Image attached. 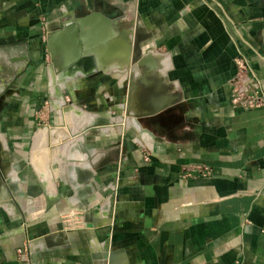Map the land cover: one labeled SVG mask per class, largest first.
<instances>
[{"label":"crops","instance_id":"obj_1","mask_svg":"<svg viewBox=\"0 0 264 264\" xmlns=\"http://www.w3.org/2000/svg\"><path fill=\"white\" fill-rule=\"evenodd\" d=\"M97 4L167 54V81L137 80L132 106L178 98L150 128L133 123L138 144L111 150L104 129L102 150H69L36 207L0 206V264H264V106L235 108L229 85L241 54L264 94V0H0V38L34 59L50 28ZM193 164L211 174L184 176Z\"/></svg>","mask_w":264,"mask_h":264},{"label":"rangeland","instance_id":"obj_2","mask_svg":"<svg viewBox=\"0 0 264 264\" xmlns=\"http://www.w3.org/2000/svg\"><path fill=\"white\" fill-rule=\"evenodd\" d=\"M47 37L46 35L42 39L38 45V54L31 59L23 75L17 79L19 89L6 96L5 112L8 114H3L5 120H3L2 134L7 135L11 131L9 135L12 137V146L15 147L14 144L22 146L19 147L22 155L13 158L21 171V187L24 191L19 194L12 190L11 197L18 200L22 196L26 198V195H32L33 200L41 194L39 183L43 181L32 160L35 150L39 149L44 158L43 173L48 174L54 182L56 175L59 174L58 170L64 171L63 175L67 176V170L73 163L71 156L68 155L69 150H102L105 147V144H97L96 141V137L101 136L104 129H108L105 135L107 142L101 140L100 143H108V148H112L111 150H119L120 142L119 144L114 142L119 136L125 137L126 147H131L140 141L138 131L133 127L132 116L126 112L124 99L127 86L121 84L120 76L98 72L92 76L78 78L64 86L56 75L48 51ZM24 52H26L25 42L0 38L1 66L10 67L13 63H16V66L20 65L22 61L19 59L20 56H27L23 54ZM51 71L58 80L59 94L51 90ZM72 106L79 108L84 115L91 114V116L83 121H77L80 118L65 115L68 107ZM141 141L145 140L141 138ZM148 146L143 142L140 143V147L144 150L148 149ZM26 173L34 183L30 187H26L24 183ZM8 176L13 188L16 189L18 187L16 173L10 171ZM45 188L49 193V188L47 186ZM36 199L33 200L34 207H36ZM0 206L5 207L9 212L20 209L19 203L15 200L11 201L3 187L0 188ZM25 208L29 210L31 206L25 203ZM7 210L3 209V212L7 213Z\"/></svg>","mask_w":264,"mask_h":264},{"label":"water","instance_id":"obj_3","mask_svg":"<svg viewBox=\"0 0 264 264\" xmlns=\"http://www.w3.org/2000/svg\"><path fill=\"white\" fill-rule=\"evenodd\" d=\"M47 36L53 66L58 74L63 73V78L78 79L98 72L125 76L122 84L128 87L126 112L141 127L150 128L149 122L163 115L178 98L174 94L163 102L153 101L142 108L132 106L137 80L147 87L151 86L148 79L167 81L160 74L164 53L151 49L148 36L142 34L134 19L110 16L102 4H97L93 9L76 11L63 26L50 28Z\"/></svg>","mask_w":264,"mask_h":264},{"label":"flooded vegetation","instance_id":"obj_4","mask_svg":"<svg viewBox=\"0 0 264 264\" xmlns=\"http://www.w3.org/2000/svg\"><path fill=\"white\" fill-rule=\"evenodd\" d=\"M82 11V10H81ZM83 12V11H82ZM22 61L20 65L16 66V63H13L10 67H3L0 65V188H4L7 192V195L11 199V194L13 193L12 190H14L12 184L9 181V172L13 171L17 175V191L16 193L21 194V192H24L22 189V177H20V169H18V165L16 164L17 161H14L13 158H17L18 156H21L22 153H20L19 147H22L21 145L14 144L12 146V141L10 135L11 131L7 133V135H3V114L5 112V108L7 105L6 102V96L13 94L16 90H18L17 85V79L21 77L27 68V65L31 63V59L28 58L25 55L20 56ZM18 60V59H17ZM14 62V61H13ZM5 124H7L5 122ZM11 129V128H9ZM26 130V129H25ZM14 155V157H13ZM17 167V171L16 168ZM23 176V175H22ZM21 196V195H20ZM23 197V196H22ZM22 197L20 199H22ZM14 202V200H12Z\"/></svg>","mask_w":264,"mask_h":264},{"label":"built area","instance_id":"obj_5","mask_svg":"<svg viewBox=\"0 0 264 264\" xmlns=\"http://www.w3.org/2000/svg\"><path fill=\"white\" fill-rule=\"evenodd\" d=\"M47 34L48 32L44 35L46 36ZM235 62L237 64V72L229 82L232 105L235 108H242L244 110L263 107L264 94L257 76L241 54L235 58ZM182 172H184V176L192 174L207 176L211 174L209 167L203 164L189 165Z\"/></svg>","mask_w":264,"mask_h":264},{"label":"bare ground","instance_id":"obj_6","mask_svg":"<svg viewBox=\"0 0 264 264\" xmlns=\"http://www.w3.org/2000/svg\"><path fill=\"white\" fill-rule=\"evenodd\" d=\"M156 52H158V51H156ZM160 53V51L158 52V54ZM165 54V53H164ZM165 55H167V54H165ZM165 60H166V58H165ZM55 69V68H54ZM52 72V76H51V90L53 91V93H58L59 94V92L58 91H60L59 89H58V87H59V83H58V80H56L55 79V75H53V71H51ZM55 72H56V70H55ZM56 75L58 76V79L61 81V82H63V84H64V86H65V84L67 83H71V82H74L75 80H77V79H74V78H67L66 77V79H63V77L62 76H64L63 75V73H61V74H58L57 72H56ZM63 80V81H62ZM61 96V95H60ZM64 115V114H63ZM65 115H67V116H72V117H76V118H80L79 120H77V121H83V120H85V119H88V116L90 117L91 116V114L89 115V114H86V115H84L82 112H81V110L79 109V108H77V107H68V109L66 110V114ZM65 118V117H64ZM68 118H70V117H67V119ZM72 120H74V119H72ZM132 121H133V123L136 125V123H137V125H140L138 122H136L135 120H134V118H132ZM78 128V127H77ZM144 128H146V127H144ZM52 130V129H51ZM55 132V131H54ZM62 137V136H61ZM56 149V148H55ZM56 151V150H55ZM54 151V152H55ZM56 153V152H55ZM53 156H55V154L53 155ZM44 158H43V156H42V153L39 151V149L38 150H35L34 152H33V156H32V160H33V162H34V166H35V168H36V170H37V172L39 173V175H40V177H41V179H42V181L46 184V186L49 188V192L50 193H52L53 191H54V182H52L51 180L52 179H50L49 178V175L47 176V175H45L44 173H43V168H44V166H43V164H44V160H43ZM46 173H48V172H46ZM52 178V177H51ZM43 183V184H44ZM5 190V189H4ZM6 191V190H5Z\"/></svg>","mask_w":264,"mask_h":264}]
</instances>
